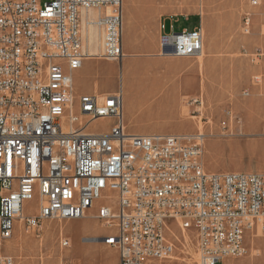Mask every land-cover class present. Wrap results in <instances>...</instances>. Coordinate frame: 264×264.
<instances>
[{
	"label": "built area",
	"instance_id": "1",
	"mask_svg": "<svg viewBox=\"0 0 264 264\" xmlns=\"http://www.w3.org/2000/svg\"><path fill=\"white\" fill-rule=\"evenodd\" d=\"M83 22L99 30L95 53L84 50ZM250 22L244 14V33ZM170 30L159 37L161 54H202L201 19ZM123 54L122 0H0V239L15 220L39 237L46 220L82 218L108 188L94 216L114 229L101 239L116 248L117 264L168 259V222L195 232L199 264L247 254L246 233L264 230V171H206L199 134L128 132L121 89L76 98L69 71L84 58L119 62ZM101 119L111 121L105 131L88 128ZM0 264L13 258L0 254Z\"/></svg>",
	"mask_w": 264,
	"mask_h": 264
},
{
	"label": "rangeland",
	"instance_id": "2",
	"mask_svg": "<svg viewBox=\"0 0 264 264\" xmlns=\"http://www.w3.org/2000/svg\"><path fill=\"white\" fill-rule=\"evenodd\" d=\"M201 10L208 12L210 18L208 30L202 27L205 45L208 31L214 38L205 51L197 58L161 54L158 43L163 19L180 18L172 24L175 32L191 29L201 19ZM122 13L123 30H128L126 17H136L137 24L152 33V47L138 50L137 44L131 43L118 64L92 60L88 72L103 88H116L122 68L128 70L125 80L136 90L137 100L123 116L127 131L201 133L206 171L264 170V0L256 6L249 0H123ZM246 13L251 18L248 33L242 30ZM185 16L186 20L181 18ZM89 27L95 36L90 51H99V30ZM164 27L165 32H171L169 21ZM255 75L258 82L253 81ZM168 89L177 90V106L171 95L151 106L144 102L145 97L161 93L160 97H165L163 92ZM110 122L97 120L88 128L105 131ZM252 124L257 129L246 131V126ZM112 193L111 189H104L103 197L82 218L44 221L39 237L35 232H25L15 220L11 237L0 239V254L11 256L13 264H50L48 256L52 250L57 256L59 252L65 255L55 264H117L116 248L101 239V235L114 229L94 216L97 206ZM37 205V196L26 201L24 214H33ZM168 225L174 251L159 264H199L195 232L182 231L170 222ZM166 235L169 237L168 232ZM60 236L67 237V247H60ZM244 243L247 254L228 257L217 264H264V230L254 225L246 233Z\"/></svg>",
	"mask_w": 264,
	"mask_h": 264
},
{
	"label": "bare ground",
	"instance_id": "3",
	"mask_svg": "<svg viewBox=\"0 0 264 264\" xmlns=\"http://www.w3.org/2000/svg\"><path fill=\"white\" fill-rule=\"evenodd\" d=\"M200 12H201L202 27H204V28H206V30H208L209 19H210L209 13L203 12L202 10ZM89 14H90V16H95L94 15L95 12L92 10L89 12ZM137 23L138 22H137L136 17H129V18L126 17V24L128 26V30H127V32H125L123 30V40H124V49L127 51H128V49H130L131 43L137 44L136 48H138V50H146V49H150L152 47V44H153L152 33L150 31H148L147 29H143V27H141ZM82 26H83L84 50L95 53L96 51H90L92 44L95 42L94 32H93L92 28L89 27V26H93V25H89V24H86L85 22H83ZM204 39H205V37H204ZM206 39H207V43L205 45V41H204L203 52L205 51L207 44L210 45V43L214 40L212 34L209 33V31H208V38H206ZM123 55L124 56L126 55L125 52ZM121 65H122V63H121ZM121 77H122V85H123V88L125 89V92H126L125 105H124V115H126V113L129 111L128 110L129 104L131 102H136V100H137V92L135 89H133L131 87L130 83L125 80V78L128 77V70L127 69L122 68ZM257 127L258 126L255 124H252L250 126H246V131L247 130H251V131L256 130ZM200 134L201 133H199V135ZM48 228H49V226H46V229H48ZM63 254H64L63 252H59V255L57 256V253L54 250L50 251L49 256H48V260H49L50 264H55L58 259H61L63 256H65Z\"/></svg>",
	"mask_w": 264,
	"mask_h": 264
},
{
	"label": "crops",
	"instance_id": "4",
	"mask_svg": "<svg viewBox=\"0 0 264 264\" xmlns=\"http://www.w3.org/2000/svg\"><path fill=\"white\" fill-rule=\"evenodd\" d=\"M122 2H123V0H122ZM181 18H184L186 20L188 17L185 16V17H181ZM192 18H194V17H192ZM177 19H180V18L179 17H176V18L165 17L163 19L162 23L160 24V34L159 35H161L163 33H167V32H165V27H164V23L165 22L169 21L170 26H171ZM197 23H198V19H197ZM203 45H204V40H203ZM122 48H123V53H124L123 13H122ZM122 59H123V57H122ZM92 60H97V59H94V58H84L81 61V65L77 69L72 70V71H69V75H70V78H71V81H72V84H73V90H74V94H75L76 98H78L81 95L112 93V92L117 91L118 89H121L122 96H123V107H122V117H123L124 116V105H125V89L123 88V85H122L121 73H120V76L117 77L118 79H117V87L116 88H113V87H111V88H103L102 86L99 85L98 79L95 78V77H92V75H90L89 72H88L89 71L88 70L89 69V64H90V62ZM102 60H105V59H102ZM106 61L112 62V63L115 62L114 60H106ZM116 62L118 64V61H116ZM118 75H119V73H118ZM119 77H120V80H119ZM163 93L165 94L164 95L165 97H160L161 94H162L161 93L159 96H156V97H152V96L145 97L144 102H147V105H150L151 106L152 104H154L156 102H159L163 98H166V100L169 99V98H167V95H168V97L173 96V97L176 98V106H177L178 94H177V90L176 89L164 90ZM141 103H142V101H141ZM128 110H129V107H128ZM130 133L154 134V133H174V132H150V133H147V132L130 131ZM251 171L252 170L246 171V172H251ZM262 171H264V170H256V172H262ZM102 236H104V235H101V237ZM117 263H118V258H117Z\"/></svg>",
	"mask_w": 264,
	"mask_h": 264
}]
</instances>
